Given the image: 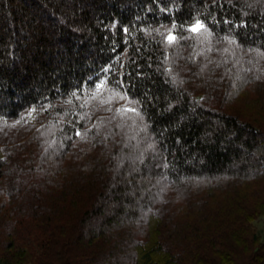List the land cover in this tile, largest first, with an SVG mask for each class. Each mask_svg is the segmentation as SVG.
I'll return each mask as SVG.
<instances>
[{
	"label": "trees",
	"instance_id": "1",
	"mask_svg": "<svg viewBox=\"0 0 264 264\" xmlns=\"http://www.w3.org/2000/svg\"><path fill=\"white\" fill-rule=\"evenodd\" d=\"M262 217L264 0H0V264H264Z\"/></svg>",
	"mask_w": 264,
	"mask_h": 264
},
{
	"label": "rangeland",
	"instance_id": "2",
	"mask_svg": "<svg viewBox=\"0 0 264 264\" xmlns=\"http://www.w3.org/2000/svg\"><path fill=\"white\" fill-rule=\"evenodd\" d=\"M255 228L259 235L262 237V240H264V217H262L255 223Z\"/></svg>",
	"mask_w": 264,
	"mask_h": 264
},
{
	"label": "snow or ice",
	"instance_id": "3",
	"mask_svg": "<svg viewBox=\"0 0 264 264\" xmlns=\"http://www.w3.org/2000/svg\"><path fill=\"white\" fill-rule=\"evenodd\" d=\"M203 26L202 25H199V24H197L192 30L193 31H200L201 30V28H202ZM175 39V37H173V36H169V41L171 42V41H173ZM130 111H133V109H129Z\"/></svg>",
	"mask_w": 264,
	"mask_h": 264
}]
</instances>
